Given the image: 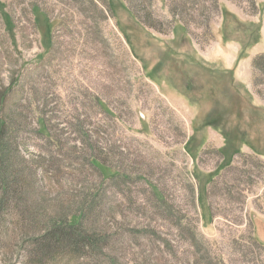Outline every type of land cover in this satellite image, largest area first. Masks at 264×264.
<instances>
[{"label": "rangeland", "instance_id": "rangeland-1", "mask_svg": "<svg viewBox=\"0 0 264 264\" xmlns=\"http://www.w3.org/2000/svg\"><path fill=\"white\" fill-rule=\"evenodd\" d=\"M260 57L264 0H0V264H108L33 256L84 213L112 264H264Z\"/></svg>", "mask_w": 264, "mask_h": 264}, {"label": "trees", "instance_id": "trees-1", "mask_svg": "<svg viewBox=\"0 0 264 264\" xmlns=\"http://www.w3.org/2000/svg\"><path fill=\"white\" fill-rule=\"evenodd\" d=\"M263 58L264 57H260L255 65L257 66L259 60ZM7 119L8 117L0 116V144L8 137L10 124ZM4 190L7 191L8 194H12L14 191L17 196H21V192H23L21 191L23 188L19 184H16V186L13 184L9 185L5 187ZM78 217H81V219H79L77 224L65 222L62 225H53L52 228L37 241L33 256L36 257L35 255H37L38 260H42L44 257L62 250V257H68L70 261L88 259L97 263L101 260H105L109 261L108 264H112L113 262L108 260L103 253L105 248L103 244H105L107 239L96 236L85 227V213L79 214ZM206 264L218 263L208 262Z\"/></svg>", "mask_w": 264, "mask_h": 264}]
</instances>
